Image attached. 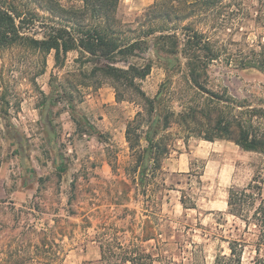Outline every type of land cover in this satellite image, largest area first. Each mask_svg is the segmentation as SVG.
Segmentation results:
<instances>
[{"label": "rangeland", "instance_id": "374dc122", "mask_svg": "<svg viewBox=\"0 0 264 264\" xmlns=\"http://www.w3.org/2000/svg\"><path fill=\"white\" fill-rule=\"evenodd\" d=\"M164 1L185 3L178 20L158 19L160 9L145 14L154 0L118 2V39L144 41L138 57L128 61L151 66L135 84L152 98L173 65L166 107L174 114L185 105L214 114L221 108L229 119H244L253 131H264V0L157 2ZM12 2L25 12L26 32L35 39L57 24L90 25L89 15L79 20L72 13L83 9L82 0ZM55 2L63 12L54 10ZM164 28L176 29L180 43L174 55L170 44L156 39L158 33L148 35ZM193 32L205 37L208 59L213 58L198 79L202 88L189 81L181 53ZM92 68L76 51L56 66L53 52L0 47V264H63L67 255L92 242L105 252L95 264H130L120 260L123 253L179 262L184 254L178 244L191 249L189 243L197 247L199 264L227 255L223 240L243 230L242 222L228 214L227 192L264 176V156L226 139L205 141L202 135L212 133L215 117H199L192 134L176 124L166 130L168 153L161 169L150 190L137 188L126 178L125 168L133 162L124 132L143 102L121 83L92 76ZM254 110L257 116L250 113ZM236 131L233 125V136ZM165 225L171 232L179 228L180 236L166 235ZM147 233L153 238L144 241ZM250 258L245 249L242 264Z\"/></svg>", "mask_w": 264, "mask_h": 264}, {"label": "trees", "instance_id": "16d2710c", "mask_svg": "<svg viewBox=\"0 0 264 264\" xmlns=\"http://www.w3.org/2000/svg\"><path fill=\"white\" fill-rule=\"evenodd\" d=\"M13 0H0V47L8 48L12 46H23L34 50L42 55L53 52V59L56 66H61L64 58L70 51H76L80 55L82 63L93 64L91 75L96 73L102 77L111 80L115 85L121 83L128 89H132L141 98L143 102L142 112H137L132 121L125 129L124 138L131 152L132 164L125 168L126 178L137 188H142L145 192L154 178V174L161 169V158L168 153V146L165 143V132L172 124L178 125L187 133L192 134L191 125L195 124L199 117L204 119L212 118L214 115L213 131L210 135H202L205 141L214 139H226L233 142L241 150L246 152H257L264 156V131L255 132L252 125L244 119H234L228 113H224L218 108L216 113L209 109H197L183 106L179 113L170 111L166 107L167 87L170 84L169 70H173V65L166 71V81L160 85L156 94L150 98L144 95L136 81H141L150 73V64H144L140 67L130 64V58H137V52L141 49L142 41L140 38L132 39L129 42H121L118 37L122 33L118 31L119 25L116 19V9L119 0H82L83 9L72 10L77 19L79 15H89L90 25L80 23L74 27L57 24L50 28L46 36L41 39H35L26 32L28 23L24 18L25 12L19 11ZM32 1V0H31ZM47 3V0H34ZM154 3L145 11V14L153 15L161 10L162 15L158 19H164L167 23L178 20L180 14L185 10V3L172 4L168 2ZM54 10L63 12V9L55 2ZM190 5V4H188ZM159 14V13H158ZM76 18V17H75ZM153 18L152 20H155ZM80 20V19H79ZM172 28L162 30H153L148 35H157L156 39L170 44L169 53L176 54L178 51V40ZM181 53L186 59L187 76L191 84L196 88H202L198 79L201 72L206 68V62L212 60L209 56V47L207 40L202 34L193 32L187 36L182 43ZM177 60V59H176ZM122 64L123 67H119ZM115 90V86H113ZM116 101L121 99L116 94ZM220 100V99H219ZM226 102V100H223ZM219 103V102H218ZM224 106L222 105V109ZM220 109V111H219ZM255 112L250 111L253 116ZM264 114L263 111H260ZM237 129L236 136H233L231 127ZM198 135V133H196ZM142 142L144 145H142ZM124 185V183H123ZM183 209L185 203L180 199ZM226 206L228 214L240 220L243 224V230L237 238L223 240L227 244L228 254H217L214 257L213 264H242L245 249H249L251 255L249 264H264V176L256 175L243 187H232L227 192ZM151 226L147 221L148 233ZM166 235L175 233L180 236L181 230L178 228L171 232L168 225H165ZM184 228H188L184 226ZM145 236L144 241L152 239V235ZM184 235V234H183ZM179 243V238L176 243ZM180 251L184 254L179 262L172 261L171 258L161 256L159 260H154L151 254L135 255L133 253H123L119 257L123 263L130 264H199L197 247L189 243L191 249H186L178 244ZM185 254L188 257H185ZM101 260L104 259L105 252L100 246ZM109 255V254H108ZM113 258V257H112Z\"/></svg>", "mask_w": 264, "mask_h": 264}, {"label": "crops", "instance_id": "0c3cea01", "mask_svg": "<svg viewBox=\"0 0 264 264\" xmlns=\"http://www.w3.org/2000/svg\"><path fill=\"white\" fill-rule=\"evenodd\" d=\"M100 260V248L92 242L84 250L75 251L72 255H67L63 264H95Z\"/></svg>", "mask_w": 264, "mask_h": 264}]
</instances>
